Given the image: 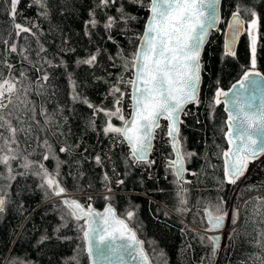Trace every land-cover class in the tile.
<instances>
[{
	"label": "trees",
	"instance_id": "trees-1",
	"mask_svg": "<svg viewBox=\"0 0 264 264\" xmlns=\"http://www.w3.org/2000/svg\"><path fill=\"white\" fill-rule=\"evenodd\" d=\"M46 3L47 7L42 9L36 0H21L13 21L11 0H0V73H11L21 88L0 115L6 116L13 127L24 129L17 132V143L10 145L15 151L8 154L18 157L9 161L12 172L0 164V196L6 201L0 213V264H88L80 231L84 221L76 222L67 215V206L60 198L46 201L52 193L42 187L44 181L36 174L39 164L53 175L58 170L62 186L68 193L78 194L84 203L88 199L91 205L101 208L111 202L144 239L154 264H262L264 155L249 162L245 176L237 184L221 183V153L228 148L227 113L222 101H214L217 90L228 88L252 68L250 36L246 31L236 44V55L223 54L226 20L238 9L245 22L259 18L255 68L264 74V0H222V20L212 31L202 54L199 103L188 106L179 132L182 151L194 153L185 156V177L192 181H185L187 191L183 193L167 164L162 165L158 159L172 158L165 127L156 132L154 143L159 149L151 166L135 164L130 154L121 151L108 157L104 145L109 143L111 134L102 131L107 117L94 114L82 102L87 99L96 106L114 110L111 87L120 77L125 81L132 77L131 63L127 70L124 63L133 58L150 0H117L103 11L95 7L97 0ZM121 7L135 19L118 24L110 32L103 29L104 19L119 16ZM92 11L101 25L86 29ZM14 23L32 27L36 35L17 36ZM12 46L17 52L10 51ZM97 50L94 66L77 63ZM8 65H12L11 70ZM45 74L46 82L42 79ZM72 81L76 82L80 101L72 99ZM111 122L115 126L123 123L115 117ZM0 131L5 137L10 135L5 129ZM61 147L68 151L60 152ZM0 148L5 149L0 152L2 157L7 152L2 139ZM44 155L49 159L44 160ZM97 155L101 164L95 161ZM25 157L33 162L32 168L23 167ZM120 180L124 183H118ZM181 196L187 204L180 203ZM221 197L227 218L236 223L213 254L211 243L201 237L212 236L205 231V209L218 204ZM181 208L186 210L180 211ZM129 212L133 213L130 219ZM44 237L49 239L41 243Z\"/></svg>",
	"mask_w": 264,
	"mask_h": 264
},
{
	"label": "snow or ice",
	"instance_id": "snow-or-ice-1",
	"mask_svg": "<svg viewBox=\"0 0 264 264\" xmlns=\"http://www.w3.org/2000/svg\"><path fill=\"white\" fill-rule=\"evenodd\" d=\"M138 2V0H133ZM218 0H151L150 11L151 18L147 22V28L143 33L140 50L133 54L131 61L124 63V68L127 70L128 64L131 63L135 69V78L124 80L120 77L117 84L111 87V95L114 99V110L105 109L90 103L87 99H83V103L88 108L92 109L94 114H103L107 117L106 126L102 129L105 135L111 134L116 140V143L126 142L130 148V156L133 163H144L149 166L155 163V160H150L149 155L153 151V141L155 140L156 130L161 127V119L167 120L166 134L171 138V148L174 153V158L167 160V167L176 177V183L180 185L181 192H186L183 187L185 183L184 173L185 156L191 157L194 153H184L181 149L179 139V124L181 123V115H187L186 106L189 104L196 105L199 103L198 91L202 79V64H201V47L203 46L208 29L214 27L218 17L216 15V4ZM21 0H11V17L15 21L18 15V5ZM42 9L47 7L46 0H36ZM117 3V0H97L96 8L103 11L111 5ZM240 9L232 14V22L229 24V36L224 45L225 56H235L236 52L234 45L236 39L242 32H247L251 37V65L254 69L256 66V50H257V33L259 27V18L255 12H251L252 17L245 27V20L240 14ZM247 11H251L250 9ZM47 15V12H43ZM135 17L127 15L123 7L120 8L119 16H107L102 23L103 29L110 32L120 23H127L134 20ZM101 25V21L96 18L95 11L90 12L89 19L85 24L86 29H95ZM14 29L17 36L23 33H28L35 36L36 33L32 27L25 26L21 23H14ZM86 34H88L86 32ZM111 40V35L108 36ZM10 51L15 53L17 48L12 46ZM40 51H45L43 48ZM99 51L96 54H90L87 58L78 60V64L94 66L97 62ZM24 59H27L25 56ZM121 59H124L121 57ZM11 70L12 65H8ZM23 76V73H20ZM253 73L245 72L243 79L239 81L240 88H245V82H249L251 86H255L257 81L250 80ZM255 75H259L256 73ZM43 81L48 80L45 74L42 77ZM127 84L131 86L132 98V113L131 119H126L123 114L122 104L124 92L121 91L119 84ZM74 101H80L81 97L76 92V82H71ZM236 86L233 85V88ZM26 92V89H24ZM21 88L18 87V81L9 73L5 76L0 73V111L6 109L9 104L13 103V96H18ZM228 93L223 90H217L215 93V104L221 103V97L227 96ZM255 100V97H251ZM7 101V103L5 102ZM246 109H253L248 111ZM12 113L9 112L8 116ZM115 117L123 122L122 126H115L111 122ZM50 122V121H49ZM39 123V122H37ZM93 127L95 121L92 122ZM229 131L226 133L227 142L231 146L228 150L223 151L221 155L224 158V180L221 183L235 185L245 176L249 162L255 161L258 157L264 155V105L254 109L252 103L245 104L242 102V95L239 90L234 94L232 101V111L229 114L228 121ZM0 129L7 130L10 135L4 136L3 131H0V139L4 141L7 152L0 157V164L8 166L9 173L12 169L9 165L10 160L18 159L15 155H9L15 150L10 147L11 144H16V134L18 131H24L23 128L17 129L13 127L11 121L6 116L0 115ZM235 129V132L232 131ZM122 138V139H121ZM45 144L47 142L45 141ZM5 151L0 148V152ZM60 152H67L68 149L61 147ZM23 167L30 169L33 167V162L25 157ZM44 160H48L49 156L44 155ZM97 164H101L102 160L99 155L95 157ZM264 163V160L261 161ZM40 171L36 173L40 175L44 181L42 187H47L55 196L66 194V189L60 185L56 174H50L43 164L36 165ZM193 175H196L193 173ZM13 177L9 176V179ZM104 179L107 181L108 176L105 174ZM118 183L123 184L120 180ZM190 183V181H188ZM3 189H0L2 191ZM111 191V189H109ZM6 201L0 196V213L4 211ZM62 203L67 206V215L72 217L76 222L85 221L84 225H80V231L83 234V239L87 242L86 251L89 256L111 258L123 252L131 255L133 259L137 256L144 264H151L148 255L141 248L137 253L133 245H140L142 242L137 239L136 232L133 231L125 223L124 220L116 217L114 210L109 207L104 214L94 212L90 207H85L76 200L65 198ZM180 203L187 204V200L181 196ZM225 203L223 197L220 202L211 208L206 206L208 232L218 231L222 228L226 213L222 205ZM186 209L181 208L180 211ZM128 218L133 216L129 212ZM238 210L235 216L238 218ZM101 217L105 223L104 228H94V217ZM49 239L44 237L41 241ZM125 239L129 243L122 244L119 247L109 245L108 249H102L95 246L93 241L98 240L99 244H105L109 240ZM207 239L212 245L213 254L216 253L219 247L220 236L201 237V240ZM93 264L96 260L93 259ZM264 264V262H262Z\"/></svg>",
	"mask_w": 264,
	"mask_h": 264
},
{
	"label": "water",
	"instance_id": "water-1",
	"mask_svg": "<svg viewBox=\"0 0 264 264\" xmlns=\"http://www.w3.org/2000/svg\"><path fill=\"white\" fill-rule=\"evenodd\" d=\"M221 4H222V0H218V2L216 4V15H217L218 19H217L214 27H211V28L208 29V36L206 37L205 42H204L203 46L201 47V59H202V54H203L204 48H205V46H206V44L208 42V39H209L212 31L218 28V26H219V24H220V22L222 20ZM150 5H151V0H150L149 7H148V13H147V16H146L145 21H144L143 30H142V32L140 34L139 39H138L135 52H137V51L140 50L141 40H142V37H143V33L145 32V30L147 28V22H148V20L151 18ZM234 12H236V11H234ZM234 12H232L228 16V18L226 20V24H225V28H224V35H223L224 45H225V42H226V40H227V38H228V36L230 34L229 33V24L232 22V14ZM245 24H246V22H245ZM242 34H243V32L236 39V43L234 45V49H235L236 44H237V42H238V40H239V38L241 37ZM201 64H202V60H201ZM245 72L253 73V75L250 76V80L257 81V84L254 87L251 86L249 84V82H245V88L244 89H241L240 88L239 81L243 79V76H244ZM245 72L238 79H236L235 81H233L228 88L222 89L223 91H225V92L228 93L227 96L221 97V101L223 103L224 110L227 113V126H228V121H229V114L232 111V101L234 99V94L238 90H239V92L242 95V102L243 103H245V104L252 103L254 109H257V110L260 108L261 105H264V74L259 69H256V68H254V69L253 68L248 69ZM256 73H258L259 75H255ZM134 78H135V69L132 67V77H131V79H134ZM201 84H202V79H201ZM233 85H235L236 87L233 88ZM200 89H201V85H200ZM200 89L198 91V98L200 96ZM131 91L132 90L130 88V110H129L128 115L126 116V119H129V120L131 119L132 103H133L132 102V98H131ZM253 96L255 97V100L254 101L251 100V97H253ZM189 105L186 106V109L185 110H187V108H188ZM246 110L252 111L253 109H246ZM183 117H184V115H181V117H180L181 123H182ZM163 120L164 119H161L160 124H162V121ZM165 121H166V129H167L168 121L167 120H165ZM181 123L179 124V129L181 128ZM122 125H123V123H122ZM228 131H229V128L227 129V132ZM232 131L235 132V129H232ZM226 139H227V136H226ZM169 140H170V148H171V138L170 137H169ZM180 143H181V141H180ZM153 145H154V141H153ZM230 147L231 146L228 144V148L226 150H228ZM171 150H172V148H171ZM151 153H150V155H151ZM150 155H149V159H150ZM260 157H258V158H260ZM172 158H174L173 151H172ZM223 162H224V158H223ZM185 168H186V159H185ZM184 179H185V173H184ZM60 185L62 186L61 183H60ZM183 187H184V185H183ZM51 193H52V191H51ZM54 198H60L61 200H64L65 198L70 199V200H76L80 204H82L85 207V209H87V208L90 207L94 212L100 213V214H104L106 212V210L109 207H111L114 210V213H115L116 217H118L121 220H124L125 223L129 226V228H131L133 231L136 232L137 239L142 242V244H140V245H133L132 247L135 248V250H136L137 253L142 248L143 251L148 255L149 260L151 261V264H154V262H153V260H152V258L150 256V254H149V252H148V250L146 248L144 239L139 236V234L136 231V229L130 224V222L124 216L118 214L115 206L111 202L108 201L101 208H98L96 206L88 205L87 203H84L82 200H80L78 198V194H71V193H68L67 191H66V194L61 195V196H55V195L52 194V196L50 198H48L46 201L51 200V199H54ZM205 219H206V222H207V215H206V213H205ZM94 220H95V223H93V225H92L94 228H101L102 229V228H104L106 226L105 223H104V221L101 219V217H99V216L94 217ZM84 223H85V221H84ZM207 225H208V223H207ZM208 227H209V225H208ZM231 227H232V225L230 224V220L227 218V216H225V219H224V223H223L222 228L220 230H218V231L211 232V234H212V236H214V235L220 236V238L222 239V237L224 236V231L227 228L230 229ZM221 239H220V241H221ZM127 243H129V242L127 240H125V239H116L114 241L113 240H109L105 244H102V245L99 244V241L98 240L93 241L94 247L95 246H99L100 248L105 249V250L108 249L109 245H111L113 247H119L120 245L127 244ZM219 244H220V242H219ZM86 248H87V242L84 240V249H85V251H86ZM86 253H87V251H86ZM87 256H88V264H93V259L96 260V264H144V262L140 259L139 256H137L136 259H133L131 255H128L127 253L123 252L122 249H121V251H120V253L118 255L112 256L111 258L101 257L99 254H97L96 256L92 257V256H89L88 253H87Z\"/></svg>",
	"mask_w": 264,
	"mask_h": 264
},
{
	"label": "built area",
	"instance_id": "built-area-1",
	"mask_svg": "<svg viewBox=\"0 0 264 264\" xmlns=\"http://www.w3.org/2000/svg\"><path fill=\"white\" fill-rule=\"evenodd\" d=\"M119 87L121 88V91L125 93V95L123 96L124 98V102L126 104V108L129 107L130 105V85L127 84H119ZM166 124L163 123V126H165ZM122 139V138H121ZM166 142H168L166 140ZM156 145L158 146V144L155 143L153 151L151 153L152 157L151 160H156L155 159V153L156 151H158L159 147H156ZM105 151H106V155L109 157L110 154L115 153L117 151H121L124 152L126 155L130 154V150H129V146L127 145L126 142H122L117 144L116 140L113 138L112 135H110L109 137V143L104 145ZM154 155V156H153ZM162 165H165L167 163V159L165 158H158ZM151 174H153V171L151 170ZM117 175V172L114 173V176Z\"/></svg>",
	"mask_w": 264,
	"mask_h": 264
},
{
	"label": "rangeland",
	"instance_id": "rangeland-1",
	"mask_svg": "<svg viewBox=\"0 0 264 264\" xmlns=\"http://www.w3.org/2000/svg\"><path fill=\"white\" fill-rule=\"evenodd\" d=\"M250 22V20L248 21V22H246V24H245V27L247 28V25H248V23ZM250 41H251V37H250ZM5 102H7V101H5ZM122 108H123V114H125V113H127V108H126V104H125V102H124V98L122 99V104L120 105ZM86 203L88 204V205H91L90 204V202H89V200L87 199L86 200ZM238 217H239V215H238ZM237 220V219H236ZM238 221V220H237ZM201 230V229H200ZM202 230H204V229H202ZM206 231V230H205ZM227 232V231H226ZM225 232V233H226ZM225 233H224V235H225ZM221 242H222V240H221ZM220 242V245L222 244ZM218 249H219V247H218Z\"/></svg>",
	"mask_w": 264,
	"mask_h": 264
},
{
	"label": "bare ground",
	"instance_id": "bare-ground-1",
	"mask_svg": "<svg viewBox=\"0 0 264 264\" xmlns=\"http://www.w3.org/2000/svg\"><path fill=\"white\" fill-rule=\"evenodd\" d=\"M229 230V228H227L225 231H224V233L226 232V231H228Z\"/></svg>",
	"mask_w": 264,
	"mask_h": 264
}]
</instances>
